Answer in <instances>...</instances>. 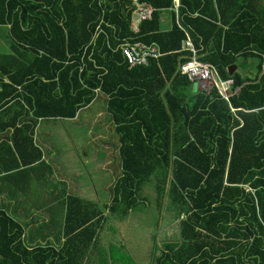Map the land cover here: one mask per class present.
I'll return each instance as SVG.
<instances>
[{
  "label": "trees",
  "instance_id": "trees-1",
  "mask_svg": "<svg viewBox=\"0 0 264 264\" xmlns=\"http://www.w3.org/2000/svg\"><path fill=\"white\" fill-rule=\"evenodd\" d=\"M138 1L154 11L133 34V0H0L10 39L0 54V117L20 98L35 118H74L101 94L122 171L110 205L66 199L58 250L27 249L0 211V264H134L97 247L99 230L109 214L140 211L147 184L156 211L179 219L178 239L163 243L154 264H264V0H178L176 12L174 0ZM186 34L198 59L232 80L228 101L177 71L189 58ZM123 40L154 43L162 55L129 68L116 49Z\"/></svg>",
  "mask_w": 264,
  "mask_h": 264
},
{
  "label": "crops",
  "instance_id": "crops-1",
  "mask_svg": "<svg viewBox=\"0 0 264 264\" xmlns=\"http://www.w3.org/2000/svg\"><path fill=\"white\" fill-rule=\"evenodd\" d=\"M172 10L176 12L174 8ZM164 12L169 15L170 12L161 13L162 29L167 30L171 25V15L169 24ZM131 21L130 30L135 34L131 29ZM181 29L186 33L182 27ZM186 40L191 42L198 59L197 49L188 34L182 41L180 50L187 52L189 58L192 55L182 47ZM116 49L120 51L118 45ZM157 49L159 51L158 47ZM2 80L8 82L6 78ZM192 83L193 88L199 90L206 87L194 81ZM231 93L230 87L228 95L222 98L228 101ZM98 96L99 94L91 103L79 109L80 112L93 106ZM17 101L20 105H15L10 112L0 117V211L20 226V241L27 249L58 250L65 239L63 221L65 201L69 196L102 207L110 205L113 186L122 173L117 157L119 138L111 114L107 111L106 98L104 105H100L108 117L106 124L100 128L102 131H95L96 125L89 123L86 124L85 133L82 130L83 134L79 133L80 127L87 120L81 119L79 110L74 118H35L26 103L20 98ZM72 127L75 128L74 134L70 131ZM104 129L108 132L104 133ZM54 131L66 134L64 150L56 148ZM111 131L114 132L113 135L109 134ZM38 152L40 159L36 158ZM144 188L145 186L142 191ZM106 231L110 229L104 223L99 230L100 239L106 238ZM101 244L97 247L101 248Z\"/></svg>",
  "mask_w": 264,
  "mask_h": 264
},
{
  "label": "rangeland",
  "instance_id": "rangeland-1",
  "mask_svg": "<svg viewBox=\"0 0 264 264\" xmlns=\"http://www.w3.org/2000/svg\"><path fill=\"white\" fill-rule=\"evenodd\" d=\"M164 17L168 19L170 24V15L168 12H164ZM10 39L7 34V28L0 26V54H6L10 52ZM104 96L99 94L96 98V102L88 109L79 110L81 119H86L87 122L80 127V134H83L87 129L86 124L95 126V131L101 132L100 128L107 122V113L101 110L100 105H104ZM98 113H100L98 115ZM72 134H74L75 128L72 127ZM104 133L108 130L104 129ZM77 132V131H76ZM112 133V134H111ZM113 131L109 134L113 135ZM54 143L56 148L64 150V144L67 142L65 139L66 134L63 131L57 133L54 131ZM76 137V135H75ZM102 143V140H101ZM101 143H98L102 146ZM89 145H94L87 143ZM57 151V150H56ZM119 157V154H117ZM120 160V159H119ZM121 169V164H120ZM122 172V171H121ZM145 185L142 191V196L145 197V205L140 208V211H131L125 219H116L109 214L106 219L105 226L110 229L106 231V238H99V243L102 249L111 250L114 255L126 254L132 260L134 264H154V257L158 254L163 243L165 241H174L179 237V219H174L164 213V207L160 212L156 211L154 200V191ZM166 200V198H165ZM167 201V200H166ZM165 201V202H166ZM106 250H99V252ZM94 260V258L92 257Z\"/></svg>",
  "mask_w": 264,
  "mask_h": 264
},
{
  "label": "built area",
  "instance_id": "built-area-1",
  "mask_svg": "<svg viewBox=\"0 0 264 264\" xmlns=\"http://www.w3.org/2000/svg\"><path fill=\"white\" fill-rule=\"evenodd\" d=\"M133 5L134 11L132 14L131 29L136 33L140 22L151 19L154 8L149 3L139 2L138 0H133ZM177 6L178 0H174L173 8L176 10ZM98 30L99 28L97 27L90 42L94 41V37L98 33ZM118 47L129 68L147 66L150 59H156L161 55L154 44L123 40L118 44ZM182 47L188 49L192 55L188 60L178 65L177 71L186 76L191 82L194 81L195 83L203 84L206 87H216L222 97L228 95L232 80H221L215 67L199 61L197 59L196 51L189 40L183 42Z\"/></svg>",
  "mask_w": 264,
  "mask_h": 264
},
{
  "label": "water",
  "instance_id": "water-1",
  "mask_svg": "<svg viewBox=\"0 0 264 264\" xmlns=\"http://www.w3.org/2000/svg\"><path fill=\"white\" fill-rule=\"evenodd\" d=\"M234 69H235V66H232L231 68L228 69L229 75H231L233 73Z\"/></svg>",
  "mask_w": 264,
  "mask_h": 264
}]
</instances>
